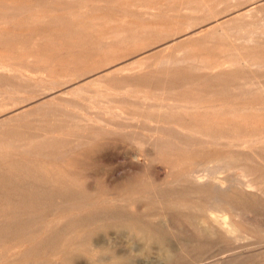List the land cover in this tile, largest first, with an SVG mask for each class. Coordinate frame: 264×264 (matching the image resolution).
<instances>
[{
    "label": "rangeland",
    "instance_id": "rangeland-1",
    "mask_svg": "<svg viewBox=\"0 0 264 264\" xmlns=\"http://www.w3.org/2000/svg\"><path fill=\"white\" fill-rule=\"evenodd\" d=\"M263 36L264 0H0V264H264ZM212 157L260 191L182 181Z\"/></svg>",
    "mask_w": 264,
    "mask_h": 264
},
{
    "label": "bare ground",
    "instance_id": "bare-ground-1",
    "mask_svg": "<svg viewBox=\"0 0 264 264\" xmlns=\"http://www.w3.org/2000/svg\"><path fill=\"white\" fill-rule=\"evenodd\" d=\"M241 31H243V28L241 29ZM235 63L238 65H242L245 63V58L239 57L235 60ZM230 65H232V64H230ZM169 107H171V106H169ZM174 107L179 111H186V112H189V111L195 112V111H198L201 109V107L195 105V103L190 102V101H180ZM259 108H261V106ZM208 113H209V111H208ZM204 121L205 122H203V123L205 125H203L201 127H197V126H194L192 124H182V125H180V128L183 130V132L186 131V132H189V134L192 133L193 135H201V136L206 138V141H214V140H218V139H231L229 137H226V138L225 137H217V136L207 132L206 129H207V126L209 125L208 123H210V121L207 118ZM183 134H185V133H183ZM222 163H223L222 160L218 157H212V158H209L208 160H205V159L192 160L191 159L190 162L188 164H186V166L184 167V169L182 171V174H181V177L183 178L182 181L185 184H190V185H194L197 187H205V186L211 187L214 190L219 191V192L229 191L230 189H232V187L235 183H240L241 186L248 189L249 191H253L256 193H258V191H260V189H257V187L253 183L246 180L247 175L244 173L239 174L237 179L230 181L228 178L229 175H226V173L230 172L232 170V167L230 164L221 165ZM240 167H242V166H240ZM177 182L182 183L181 181H177ZM212 202L213 203L209 204L205 208V210H201L203 212L202 214H204V219L201 221L200 227H198V231L201 234H204L205 236L211 235L214 232H218V233L226 235L229 238H233V236H235L237 230H235L233 227V221H232L233 218H232V214H231L229 204L228 203H226V204L221 203L220 204L219 201H217L216 197H214L212 199ZM147 237H149L148 239L150 240V242L159 245L164 250L166 248H168V245L165 244V241H168L167 237H163L162 241L158 238H155L152 236L150 237L149 235Z\"/></svg>",
    "mask_w": 264,
    "mask_h": 264
}]
</instances>
